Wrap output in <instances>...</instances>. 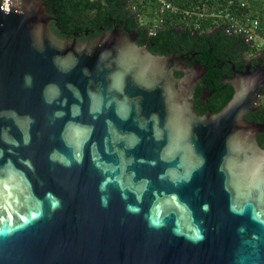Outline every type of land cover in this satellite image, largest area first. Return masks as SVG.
Instances as JSON below:
<instances>
[{"label":"water","instance_id":"95a60500","mask_svg":"<svg viewBox=\"0 0 264 264\" xmlns=\"http://www.w3.org/2000/svg\"><path fill=\"white\" fill-rule=\"evenodd\" d=\"M4 3L0 264H264V123L245 121L264 66L200 115L199 63L119 29L61 39L45 0Z\"/></svg>","mask_w":264,"mask_h":264},{"label":"trees","instance_id":"16d2710c","mask_svg":"<svg viewBox=\"0 0 264 264\" xmlns=\"http://www.w3.org/2000/svg\"><path fill=\"white\" fill-rule=\"evenodd\" d=\"M49 7L47 11L59 20L58 27L62 30L83 31L87 29L92 31L98 26H105V23L114 19L123 21L132 17L133 27L142 29L147 36V31L151 27L155 14L150 11L151 3L147 1L148 6H138L137 11L130 9L131 3L135 0H45ZM179 7V12L166 17L162 24V29L152 38L153 43L170 44L174 43L175 48H200L207 54L211 47L219 49L224 45V54L230 58L235 56V51L244 50L248 53H255V50L249 47L242 37L228 36L224 30L222 20L214 19L210 16L212 12L231 10L234 6L230 5L231 0H169ZM236 4L245 3V8L233 9V12L254 10L253 14L260 21V33L264 36V0H234ZM130 2V4L128 3ZM150 4V6H149ZM235 4V5H236ZM237 5V6H238ZM186 11L203 13L207 16L203 19L198 17L187 18ZM147 14L150 20L143 24L140 22L139 14ZM125 21V20H124ZM196 25H199L198 27ZM60 34L62 30L56 26L53 28ZM214 32L219 33L218 37L221 43H218ZM210 35V36H208ZM217 35V34H216ZM234 48V50H233ZM231 51V52H230ZM233 51V52H232ZM203 63V62H202ZM211 67V66H210ZM226 101L223 102V107ZM221 109V108H220ZM262 111V121H264V105L257 110Z\"/></svg>","mask_w":264,"mask_h":264},{"label":"flooded vegetation","instance_id":"af4514ba","mask_svg":"<svg viewBox=\"0 0 264 264\" xmlns=\"http://www.w3.org/2000/svg\"><path fill=\"white\" fill-rule=\"evenodd\" d=\"M48 7L49 4L46 3V11ZM51 16L52 20L50 22V27L53 33L61 39H67L70 41L82 43L93 40L101 36L104 32L119 29L129 38L134 36L137 40V44L139 46L148 47V50L153 55L171 56L172 54H176L177 56L186 57L188 59L186 63L190 64V66H192V64L194 63H199L205 72L202 75L201 80L195 87L194 95L191 101L194 104L196 113L200 115H205L208 113L214 114L216 112H219L223 108V102L226 101L227 104L230 101L234 94V88L230 83V80L236 72L246 70L247 66H250L251 70L257 68L258 66H264V57L261 53L253 54L248 53L244 50H240L235 51V56L230 58L228 54H224V45H221L219 49L211 47L207 54H205L200 50V48L184 49L178 47L175 48L174 43H153L151 42L152 38L157 33L154 35H150L149 31H147V36L145 37V33L142 29L133 27V23L131 20L132 17H129L130 19H124L125 21L120 20L119 22L114 19H110V21L105 23V26H98L97 29H94L92 31H89L87 29H84L83 31H69L65 29L62 30L61 27H58L59 20L56 19L53 15ZM55 26L62 30L60 34L53 29ZM214 34L218 43H221L218 37L219 33L214 32ZM228 36L232 37L234 35ZM174 75L179 78L183 76V73L180 71H175ZM263 100L264 96L260 97V105L258 107L264 105ZM257 109L254 112L247 114L245 116V121L253 122L256 124L264 123V121H262V111H260V109ZM257 141L259 146L264 150V132L258 134Z\"/></svg>","mask_w":264,"mask_h":264},{"label":"built area","instance_id":"2783aa9c","mask_svg":"<svg viewBox=\"0 0 264 264\" xmlns=\"http://www.w3.org/2000/svg\"><path fill=\"white\" fill-rule=\"evenodd\" d=\"M4 3V10L9 11V4L8 0H3ZM130 1V0H129ZM147 1H150L151 6L150 11L155 14L154 21L149 28V33L154 34L158 31H160L163 27V23L165 21L166 17H171V15H174L179 12V7L174 4L173 2L169 0H135V2L131 3L130 9L133 12L137 11L138 6H148L146 4ZM130 4V2H128ZM234 0L230 1V5L234 6V8H245V3L240 2L236 4ZM238 5V6H237ZM234 8H230L231 10L226 11H220V12H212L210 16L214 19L222 20V24H225L227 30L234 36H241L250 43V47L255 50V53L264 52V36L260 33V21L257 17H255L251 12L243 11L239 12V14H236L233 12ZM185 15L187 18L192 17H198V19H203L207 15L203 13H197V12H191L186 11ZM147 17V20H150V16L147 14H139V18L141 23L143 24L145 18ZM197 27L199 25H196Z\"/></svg>","mask_w":264,"mask_h":264},{"label":"clouds","instance_id":"9594fccd","mask_svg":"<svg viewBox=\"0 0 264 264\" xmlns=\"http://www.w3.org/2000/svg\"><path fill=\"white\" fill-rule=\"evenodd\" d=\"M155 70V58L154 57H146L145 58V65H144V71H154ZM31 76L30 75H26L25 76V83L26 84H29L31 83ZM235 95V93L233 94ZM181 107V105L179 103L176 104V108L177 110H179ZM80 157L77 156V161H79ZM66 163L70 164L71 161H66ZM105 202H106V199H105Z\"/></svg>","mask_w":264,"mask_h":264},{"label":"rangeland","instance_id":"374dc122","mask_svg":"<svg viewBox=\"0 0 264 264\" xmlns=\"http://www.w3.org/2000/svg\"><path fill=\"white\" fill-rule=\"evenodd\" d=\"M248 3V6H249V1L247 2V0H246V4ZM250 12L252 13V14H255L254 13V10H250ZM144 21H147V17L145 18V20ZM141 22V21H140ZM264 101V100H263Z\"/></svg>","mask_w":264,"mask_h":264}]
</instances>
